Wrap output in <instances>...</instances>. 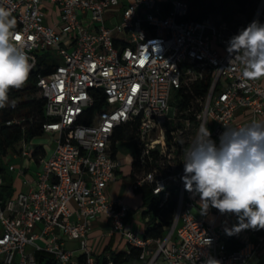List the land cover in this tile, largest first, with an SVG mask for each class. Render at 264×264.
<instances>
[{"label":"built area","instance_id":"2783aa9c","mask_svg":"<svg viewBox=\"0 0 264 264\" xmlns=\"http://www.w3.org/2000/svg\"><path fill=\"white\" fill-rule=\"evenodd\" d=\"M46 4L58 9L57 25L45 23ZM0 7L16 20L30 72L39 53L50 50L55 61L36 82L45 99L43 134L55 147L42 148L29 190L0 197V264H97L87 234L101 214L111 221L110 234L121 235L125 250L138 248L134 260L144 264H264V234L245 229L247 238L232 248L224 225L227 219L237 224V217L211 208L207 220L181 179L184 150L202 123L218 144L225 127L240 126L238 110L249 109L252 121L264 115V86L230 66L227 51L229 39L264 12V0L256 16L236 27L212 15L186 19L187 0H0ZM206 78L201 97L194 84ZM178 90L187 97L181 108L169 103ZM97 92L103 105L93 108ZM124 125H136L139 166L129 187L176 192L174 218L161 238L128 227L129 205L106 194L121 165L111 137ZM9 151L31 157L24 139ZM3 183L0 173V188ZM66 239L78 248H67ZM38 253L48 257L38 260ZM102 264H114L110 254Z\"/></svg>","mask_w":264,"mask_h":264},{"label":"clouds","instance_id":"9594fccd","mask_svg":"<svg viewBox=\"0 0 264 264\" xmlns=\"http://www.w3.org/2000/svg\"><path fill=\"white\" fill-rule=\"evenodd\" d=\"M15 26L11 11L0 7V107L8 102L10 89L26 83L32 67ZM227 51L230 66L239 65L245 77H264V23L253 20L241 29L229 39ZM183 165L185 190L199 195L202 214L211 207L235 215L238 223L226 230L229 235L264 229V120L225 127L218 144L202 123L184 150Z\"/></svg>","mask_w":264,"mask_h":264},{"label":"trees","instance_id":"16d2710c","mask_svg":"<svg viewBox=\"0 0 264 264\" xmlns=\"http://www.w3.org/2000/svg\"><path fill=\"white\" fill-rule=\"evenodd\" d=\"M216 1V0H214ZM188 13L185 16L189 20H201L208 15L215 14V5L213 0L211 3H206L205 0H187ZM260 0H221V6L217 13H221L223 17H228L226 22L231 27H236L239 24H246L253 18L258 7ZM241 14L244 17V22L237 20L232 23L235 14ZM214 17V16H213ZM261 23H264V12L258 17ZM222 21V20H221ZM38 60L35 69L29 73V77L26 83L19 89H10L8 103L4 107H0V173L6 172V156L9 150L21 139L29 142L31 139L42 136V123L47 119L44 107L45 99L38 92L36 85L38 75H45L52 70L54 66V59L51 56V51L37 54ZM209 85V80H201L194 84V91L201 97L204 96ZM38 93V94H37ZM98 96L95 100L94 107L103 105L104 96L97 92ZM186 95L182 90L176 91L170 100V105L181 108L186 104ZM13 118L21 119L18 124H6V121ZM84 122H88L87 120ZM136 134V125L134 126H120L116 128L114 134L111 137V145L113 153L117 150V143L119 140L133 139ZM134 142V141H133ZM134 152L132 154V161L130 167L129 176L132 177V172L139 166L137 162V152L134 142ZM30 154L38 159V155H42L44 150L38 145H29ZM4 184V183H3ZM3 186V185H2ZM1 186L0 197L2 199L10 197L13 193L11 185ZM140 194L142 206L145 209L142 212L143 216L149 214V218L145 219L142 224L143 237L161 238L163 237L174 218V210L176 206V192L173 187H168L162 190L158 194H153L151 187L148 185L142 186L135 190ZM258 234H264V229H257ZM228 242L232 248L238 247L241 242L239 239H235L230 236ZM109 247H105L100 254L96 257L97 264H102L105 259L106 252H109L114 264H122L130 262L137 258L139 249L136 247H130L127 250H109ZM43 257H48L44 253H38L37 259L41 260Z\"/></svg>","mask_w":264,"mask_h":264},{"label":"crops","instance_id":"0c3cea01","mask_svg":"<svg viewBox=\"0 0 264 264\" xmlns=\"http://www.w3.org/2000/svg\"><path fill=\"white\" fill-rule=\"evenodd\" d=\"M43 10L45 13V17H44L45 23L50 26L57 25L58 9L56 7L46 4L43 6ZM259 81L261 85L264 86V77L259 78ZM256 119L264 120V115H260ZM251 121H252V115L249 109H240L236 112L234 122L239 123L240 125H244V124L250 123ZM31 140L28 143L29 145L33 146L34 144L31 142ZM37 145L41 146V148H44L41 143H38ZM132 154L133 152L124 153L123 158L121 159L117 156V151H116V157L119 160H121V165L118 167L116 171L115 179L111 181L110 183H108V185L106 186V189L108 186L110 187V185H117L119 187V192L116 195L115 199H122L130 207V213H129L127 225L128 227H131L139 231L140 233H142L143 232L142 224H141L140 230H138L137 227L134 226L135 223L132 220V217L135 213L137 214L139 213L143 217L142 212L145 209V207L142 206L140 194L137 193L135 190H132L129 187V184L131 181V177L129 176V173H130V167H131ZM15 159H19V161L17 162L19 165L14 164L15 169L10 170V172L14 171L15 174L12 175L10 172L8 173L9 170L7 169V167H6V172L4 174L1 173L4 179L3 186L11 185L13 188L12 195L6 198L15 197L19 192H25L29 190L34 185L33 176H34L35 171L39 167L33 155H31L30 158H27V160L22 159V158H15ZM19 169H22L23 172L20 173L18 171ZM188 193L194 199V202L196 205L195 210L202 213L201 209L203 206L200 203L199 195L191 193V192H188ZM106 194L109 197L107 191H106ZM109 198L111 199V197ZM204 215L206 216L207 220L212 219L214 214H213L211 207L209 208L207 213ZM229 222L233 223V221H230V220ZM230 226L231 225L227 226L225 222V225H224L225 230H231L232 226L231 227ZM110 229H111V221L104 214H101L97 216L94 220H92L91 228L87 234V246L91 248L94 257H97L98 254H100L105 247H109L110 248L109 250H116V251L122 250V249L125 250L126 244L124 240L121 238V235L116 232L113 234H110ZM230 236L234 237L235 239H239L240 242L244 241L247 238L245 229L239 232L233 231ZM70 241L75 242L76 245L67 247V243ZM65 245L67 248L73 249V250L78 248V242L73 239H66ZM106 254H109V252H106Z\"/></svg>","mask_w":264,"mask_h":264},{"label":"rangeland","instance_id":"374dc122","mask_svg":"<svg viewBox=\"0 0 264 264\" xmlns=\"http://www.w3.org/2000/svg\"><path fill=\"white\" fill-rule=\"evenodd\" d=\"M206 3H211V0H205ZM214 5H215V14L213 15L215 17L216 20L218 21H223L225 20L226 22H228V17H223V15H221V13H217L216 11H218L219 7L221 6V0H216L214 1ZM252 19V18H251ZM232 23H235L237 20H240L242 23H246L244 22V17L241 15V14H235L233 19ZM250 21V20H249ZM51 56L53 57L54 56V52L51 51ZM38 94V93H37ZM8 103V102H7ZM6 103V104H7ZM5 104V105H6ZM31 142L34 144V145H37L38 143H41L45 149V151L51 153L52 150L54 149L55 147V143L53 141V137L50 135V134H45V135H42V136H38V137H35L31 140ZM134 142L132 141V139H128V140H119L118 143H117V156L119 158H123V154L124 153H129V152H134ZM27 160V158H25ZM19 161V159H15L12 157V153L9 151V153L7 154L6 156V161H5V166L7 167L8 164H15V165H19L17 162ZM10 172V170L8 171V173ZM12 175H14V171H11L10 172ZM109 197H111V199H115L116 195L118 194L119 192V187L117 185H110V187L108 186L107 189H106ZM132 220L134 221L135 225L137 227L138 230H140L141 228V224H143L144 222V218L138 213H135L132 217ZM226 225L229 226L231 225L233 229L234 226H236V222H229V220L227 219L226 220ZM230 226V227H231ZM76 245L75 242H68L67 243V247H71V246H74ZM122 264H144L143 261H135V260H132L130 262H125V263H122Z\"/></svg>","mask_w":264,"mask_h":264},{"label":"water","instance_id":"95a60500","mask_svg":"<svg viewBox=\"0 0 264 264\" xmlns=\"http://www.w3.org/2000/svg\"><path fill=\"white\" fill-rule=\"evenodd\" d=\"M260 11V8L257 9L256 13L254 16H256L258 14V12Z\"/></svg>","mask_w":264,"mask_h":264},{"label":"snow or ice","instance_id":"6c2138e0","mask_svg":"<svg viewBox=\"0 0 264 264\" xmlns=\"http://www.w3.org/2000/svg\"><path fill=\"white\" fill-rule=\"evenodd\" d=\"M19 38V37H18Z\"/></svg>","mask_w":264,"mask_h":264}]
</instances>
